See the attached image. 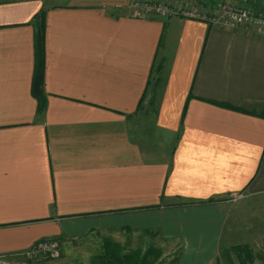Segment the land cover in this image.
<instances>
[{
  "label": "crops",
  "instance_id": "1",
  "mask_svg": "<svg viewBox=\"0 0 264 264\" xmlns=\"http://www.w3.org/2000/svg\"><path fill=\"white\" fill-rule=\"evenodd\" d=\"M235 1L264 12V0ZM41 10L37 119L31 23ZM150 108L147 146L135 130ZM263 112L256 29L140 19L128 0L0 2V256L115 226L161 229L184 239L179 264H212L227 196L264 195Z\"/></svg>",
  "mask_w": 264,
  "mask_h": 264
},
{
  "label": "rangeland",
  "instance_id": "2",
  "mask_svg": "<svg viewBox=\"0 0 264 264\" xmlns=\"http://www.w3.org/2000/svg\"><path fill=\"white\" fill-rule=\"evenodd\" d=\"M5 1L12 0H0V2ZM41 1L44 6H49L63 3L65 0ZM193 1L199 4L198 2L201 0ZM153 112L152 108L148 109L140 120L141 125L138 124L135 130V137L147 146L150 144L149 138L144 135L148 133L146 129L151 128L150 125L153 123ZM242 195V200L236 203L229 202L228 198L230 197L227 196L226 203L222 204L221 211L224 215V221L220 236L217 239L216 259L220 248L229 249L233 245L240 244L249 245L255 257L258 254H264V195H252L245 192ZM78 227L80 225H76V228ZM84 231H82V236L71 235L52 240L58 246L57 257L51 258L48 254H41L38 261H28L29 259L24 253L23 255L0 256V264H101V260L96 259V257L103 254V244L107 240L112 241L120 248L121 256L129 254L139 256L147 248L152 247L159 252L158 259L154 264H179L184 250V239H166L163 237L161 229L129 228L128 230L123 227L105 226L100 229L96 228V230ZM233 263L238 264L235 258H233ZM254 264H260L259 260L255 259Z\"/></svg>",
  "mask_w": 264,
  "mask_h": 264
},
{
  "label": "built area",
  "instance_id": "3",
  "mask_svg": "<svg viewBox=\"0 0 264 264\" xmlns=\"http://www.w3.org/2000/svg\"><path fill=\"white\" fill-rule=\"evenodd\" d=\"M128 4L140 19L165 21L180 18L224 28H253L264 35V12H256L247 3L239 4L235 0H225L211 9L185 0H128ZM242 193L231 194L229 202L242 200ZM56 244L52 240L39 242L24 255L28 261H38L41 254L57 257Z\"/></svg>",
  "mask_w": 264,
  "mask_h": 264
},
{
  "label": "trees",
  "instance_id": "4",
  "mask_svg": "<svg viewBox=\"0 0 264 264\" xmlns=\"http://www.w3.org/2000/svg\"><path fill=\"white\" fill-rule=\"evenodd\" d=\"M14 1V0H12ZM5 1V2H12ZM45 15L46 11L41 10L38 12L32 20L31 26L34 32V50H35V74L31 85V95L36 101V117L41 119L45 113L46 102L43 90L44 79V64H45ZM162 65L154 63L151 66L149 79H153L161 71ZM141 102L139 103V105ZM151 106H153L150 103ZM154 107V106H153ZM139 108V107H138ZM156 113V110L153 112ZM264 117V112L261 113ZM128 229L129 228H124ZM145 233H148L145 231ZM158 251L152 247L147 248L142 255H120V248L112 241L107 240L103 244V254L98 255L96 259H100L101 264H154L158 259ZM233 258L238 264H254L255 259H258L260 264H264V254H258L254 256L253 251L247 244L233 245L229 249L220 248L219 255L214 264H234ZM98 262V261H97Z\"/></svg>",
  "mask_w": 264,
  "mask_h": 264
}]
</instances>
